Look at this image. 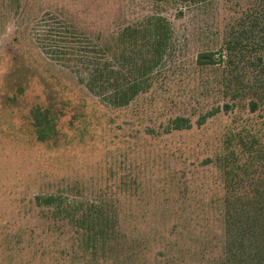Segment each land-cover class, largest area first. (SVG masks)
I'll use <instances>...</instances> for the list:
<instances>
[{
	"label": "rangeland",
	"instance_id": "obj_1",
	"mask_svg": "<svg viewBox=\"0 0 264 264\" xmlns=\"http://www.w3.org/2000/svg\"><path fill=\"white\" fill-rule=\"evenodd\" d=\"M154 24L166 49L126 107L63 53L106 49L120 79ZM229 42L240 60L209 63ZM46 87L68 105L54 142L30 116ZM263 186L264 0H0V264H218L226 214Z\"/></svg>",
	"mask_w": 264,
	"mask_h": 264
},
{
	"label": "trees",
	"instance_id": "obj_2",
	"mask_svg": "<svg viewBox=\"0 0 264 264\" xmlns=\"http://www.w3.org/2000/svg\"><path fill=\"white\" fill-rule=\"evenodd\" d=\"M149 1L164 2L167 0ZM174 1L193 4L204 0ZM148 29H145L143 33V46L140 48L136 46V49L132 50L128 56H125V53L122 52L124 55L121 56V61H129V65H124L122 62L121 71H119V73H122L120 79L116 78L117 74L109 66L108 60H103L104 65H99V58L102 57L103 59L106 52H108L106 49H99L94 54H87L85 46L79 45L68 48L64 46L63 53H66L67 50L68 53H72L74 60L79 61V64L81 62L88 63L89 68L86 70L89 76L88 89L91 91L94 88L101 89V94H103L102 103L114 108L126 107L149 86L147 78L157 67L158 62L161 61V55L166 49L168 37L167 32L164 31V26L154 24L151 29ZM76 39L75 37H67L63 43L69 45L80 44L81 42L76 41ZM133 48L134 46L131 49ZM143 48H145V51ZM224 50L226 51L224 61L219 60V62H216L214 59L208 58L209 63L220 64L223 62L225 67H230L240 60L234 44L229 42ZM60 53V51L52 50L49 53L47 52L50 57L53 55L54 58L60 57ZM111 59L114 60V57H111ZM137 60H140L143 65L130 66L131 63ZM18 62L21 69L26 68L24 65L25 59L22 55L19 56ZM26 70L28 69L26 68ZM125 76H127L126 80ZM99 82L100 84H98ZM17 90L18 95H24L25 91L22 86H19ZM45 95L46 104L33 106L30 116L39 141L54 142L58 136V120L63 115L64 108L68 105H57L58 99L52 87H46ZM254 108L255 105L251 103V109ZM179 127L176 122L175 128L179 129ZM52 200V198H46L44 202L51 203ZM238 219L241 220L236 222ZM224 220L226 225V255L218 264H264V186L244 195L241 206L230 210Z\"/></svg>",
	"mask_w": 264,
	"mask_h": 264
},
{
	"label": "clouds",
	"instance_id": "obj_3",
	"mask_svg": "<svg viewBox=\"0 0 264 264\" xmlns=\"http://www.w3.org/2000/svg\"><path fill=\"white\" fill-rule=\"evenodd\" d=\"M9 31H11V29L9 28Z\"/></svg>",
	"mask_w": 264,
	"mask_h": 264
}]
</instances>
